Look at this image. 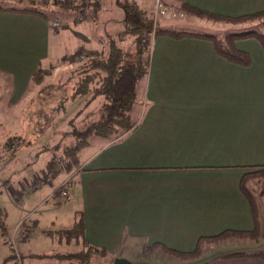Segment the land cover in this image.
Segmentation results:
<instances>
[{
    "label": "crops",
    "instance_id": "obj_1",
    "mask_svg": "<svg viewBox=\"0 0 264 264\" xmlns=\"http://www.w3.org/2000/svg\"><path fill=\"white\" fill-rule=\"evenodd\" d=\"M132 1L145 10L146 0ZM184 1L230 16L264 10V0ZM49 22L40 14L0 7V83H10L1 108L26 106L33 96L28 95L32 74L49 65L58 49ZM153 40L142 107L139 114L132 112L137 126L119 136L90 139L67 175L70 198L51 200L53 213L29 218L44 209L52 189L32 192L39 201L26 216V224L33 225L28 231H68L82 218L84 242L113 254L126 253L135 241L140 248L160 242L188 252L199 237L225 230L264 235V194L251 191L254 213L242 187L244 175L264 165L262 46L254 38L236 40L235 47L251 57L250 65L242 66L220 56L208 40L167 35ZM2 92L0 87V98ZM260 245L226 240L205 245L200 257L181 262L264 264V257L254 254L264 251ZM1 253L2 259L10 255Z\"/></svg>",
    "mask_w": 264,
    "mask_h": 264
},
{
    "label": "rangeland",
    "instance_id": "obj_2",
    "mask_svg": "<svg viewBox=\"0 0 264 264\" xmlns=\"http://www.w3.org/2000/svg\"><path fill=\"white\" fill-rule=\"evenodd\" d=\"M47 1H57L61 9H56V13H51L52 19L48 23L52 40H54L58 49L55 52L52 51L51 63L44 66L48 68L52 65V68L50 74L44 78L43 83H54L58 78L63 79L65 72L73 69L78 62L73 64L63 63L60 62V57L75 53L78 60L83 59L82 45L85 46L83 47L84 50L85 48H94L105 52L110 42L117 40L116 42L122 45L126 53L132 54L134 52L135 44L132 37L123 42H120L116 37L117 31L122 29L119 15H123L122 9L117 5V0H98L99 3L96 6L92 4V0H13V3L0 0V4L17 6L24 3L25 7L33 5L42 9V4ZM146 1V5L142 6L145 10L141 9L147 16L153 17L156 27L159 26L161 29L211 34L222 39L226 34L258 27L261 22V20L228 22L200 16L201 14L195 12H186L184 10L186 4L184 0ZM82 2L84 4L80 8L72 6L74 4L80 5ZM54 22H57L58 25H54ZM153 39V32L143 36L141 44L143 50H145L144 55L149 54L150 56ZM59 43L61 44L59 45ZM144 79L145 76L137 82V95L132 110L136 115L139 114L143 103L141 96L145 85ZM73 82L74 80L71 83ZM9 85L10 83L4 80L0 83V87L3 89V97L0 98V104L2 105L5 104L4 99L7 95L4 93L5 90L10 88ZM28 86V95L33 94V96L28 99L26 106L23 105L24 102H20L16 107H0V222L4 221L7 227L3 232L0 230V253L10 251V256L4 259L0 258V264H40L45 262H48V264H183L181 261L187 258L175 256L160 247H152L151 244L140 248L136 241L129 245L126 253L119 251L117 254H113L104 248L105 255L90 253L87 256V262H83L82 259L75 261L60 259L51 256V254L54 252L86 251L89 244L84 242L82 237L71 238L62 231H28V228H32L33 225L29 224L28 226L26 224L29 221L26 216L39 201L35 197L37 194H31L32 192L42 187L45 190L49 188V191L52 189V192L46 198H50V201L47 202L44 209H37L35 215L28 216L29 218L45 213H53V208L49 206L52 205L51 200L53 199L61 202L70 198V193L64 187L69 181L67 175L74 171V168L78 165L70 171L61 169L56 175L50 174L48 175L50 179L47 180L45 164L51 157L61 158L62 147L65 144L73 143L72 136L64 134L72 128L69 123L73 121V125L82 128L86 123L96 119L103 100L100 95L93 98L85 106L86 101L90 98V93L84 96H76L74 100L69 99L67 101L63 113L56 112L50 108V105L45 103V100L42 101V99L37 98L36 92L39 85L31 80ZM7 132H16L18 137L20 136L19 138L23 136L24 141H26L24 146L19 150L16 149L15 152H11V148H5L3 144L4 138L8 135ZM122 133L111 137L119 136ZM56 143L62 147L54 150L53 146ZM46 146L50 149L42 151L41 149ZM245 182L250 191L259 193L263 176L257 170L255 172L251 171L246 173ZM64 190L67 196L62 194ZM33 197L35 198L33 199ZM39 219L40 229L44 230L46 228L44 226L46 224L44 222L45 218L41 216ZM19 220H25V223L23 221L18 223ZM13 231L19 232L13 234ZM257 232V235L253 238L251 236L253 234L245 236L239 233L216 242H203L201 253L205 245L219 244L231 239L254 243L258 241L261 243L260 248L264 250V235L261 231ZM27 236L28 239H25ZM233 241L241 247H247L246 244H238V241ZM44 254L47 256H43ZM1 255L2 253L0 257ZM198 257H200V254L193 256L191 259ZM117 259L123 260V262H119Z\"/></svg>",
    "mask_w": 264,
    "mask_h": 264
},
{
    "label": "trees",
    "instance_id": "obj_3",
    "mask_svg": "<svg viewBox=\"0 0 264 264\" xmlns=\"http://www.w3.org/2000/svg\"><path fill=\"white\" fill-rule=\"evenodd\" d=\"M95 6L99 3L98 0H92ZM83 2L72 5L73 7H82ZM117 5L122 9V29L117 31L116 37L120 42L132 37L135 44L134 52L126 53L125 49L116 41H111L105 52L96 49H85L82 52L83 59L78 60L75 53L62 55L60 62L73 64L76 66L73 69L67 70L62 78H58L54 83H43L44 78L50 74L52 65L48 68L37 67L31 76V80L39 85L36 96L39 99L45 100V103L50 105V108L56 112H64L67 101L74 100L76 96H84L90 93V98L86 101L85 106L97 96H102L103 100L98 111L97 118L86 123L82 128L73 125L70 131L64 134L71 135L74 139L73 143L65 144L63 147L58 143L54 144L53 149H61V158L51 157L45 164L46 175H56L60 170L70 171L73 167L79 164V152L86 147L90 139L94 136L109 138L121 132H126L134 129L137 123L132 117L133 105L137 95V82L148 74L149 70V54H145L142 48L141 40L147 33L153 32L154 38L160 35H167L174 39H181L184 37H195L211 41L214 45L215 51L228 61L240 64L242 66H249L251 57L248 52L242 51L235 47L234 43L239 39L254 38L256 39L264 50V10H259L251 13H245L239 16H230L223 14L211 13L209 11L199 9L189 4H185L184 10L186 12H195L213 18L214 20H223L228 22H249L250 20H261L260 26L240 31L232 34H226L222 39L216 35L196 33L185 30H170L161 29L154 23L151 16H147L143 10L131 0H117ZM0 7L5 10H19L40 14L46 20H51V13H56V9H61L57 1H47L42 4V9L36 6H29L24 8L5 7L0 4ZM62 8H64L62 6ZM72 9V8H68ZM223 40V41H221ZM80 57V55H79ZM82 57V56H81ZM78 60V61H77ZM72 80H74L73 83ZM41 101V102H42ZM8 134V135H7ZM4 138L3 146L11 148V152L16 149H21L26 141L23 136L18 137V133L7 132ZM49 147H43L42 151L49 150ZM60 166V168H58ZM255 168H260L257 172L263 176V183L259 190V195L264 194V165ZM245 180V175H244ZM243 180V181H244ZM244 193L248 197L252 210L257 211V203L252 195L250 189L244 181L242 184ZM0 230H5L3 221L0 222ZM71 238L84 237L83 221L79 218L68 231H62ZM251 235L252 238L257 235L256 230L252 231H221L215 235L201 236L197 239L195 249L193 251H177L166 247L160 242H154L152 247H160L167 252L181 257L191 259L193 256H198L201 253V246L203 242H216L237 234ZM86 251L57 253L54 252L51 256L65 260H81L87 262V256L90 253L97 255H105L106 251L102 247L87 245ZM238 254V253H234ZM258 256L264 257V251L254 253ZM10 256V255H9ZM43 256H47L44 254ZM8 260L10 259L7 258ZM6 259V260H7ZM6 262V261H5ZM72 262V261H70Z\"/></svg>",
    "mask_w": 264,
    "mask_h": 264
},
{
    "label": "built area",
    "instance_id": "obj_4",
    "mask_svg": "<svg viewBox=\"0 0 264 264\" xmlns=\"http://www.w3.org/2000/svg\"><path fill=\"white\" fill-rule=\"evenodd\" d=\"M54 25H58V23H57V22H54ZM46 179H47V180L50 179V176L47 175ZM62 194H63V195H66V191H65V190L62 191ZM66 196H67V195H66ZM10 243H12V242H10Z\"/></svg>",
    "mask_w": 264,
    "mask_h": 264
},
{
    "label": "water",
    "instance_id": "obj_5",
    "mask_svg": "<svg viewBox=\"0 0 264 264\" xmlns=\"http://www.w3.org/2000/svg\"><path fill=\"white\" fill-rule=\"evenodd\" d=\"M119 262H123V260L117 259Z\"/></svg>",
    "mask_w": 264,
    "mask_h": 264
}]
</instances>
